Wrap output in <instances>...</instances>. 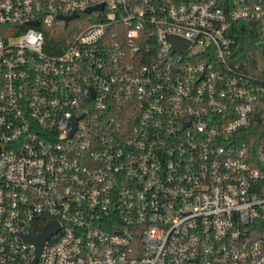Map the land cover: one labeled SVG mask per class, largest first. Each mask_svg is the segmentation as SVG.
Returning <instances> with one entry per match:
<instances>
[{"label":"built area","instance_id":"1","mask_svg":"<svg viewBox=\"0 0 264 264\" xmlns=\"http://www.w3.org/2000/svg\"><path fill=\"white\" fill-rule=\"evenodd\" d=\"M244 22L264 50V0H0V264H264Z\"/></svg>","mask_w":264,"mask_h":264},{"label":"trees","instance_id":"2","mask_svg":"<svg viewBox=\"0 0 264 264\" xmlns=\"http://www.w3.org/2000/svg\"><path fill=\"white\" fill-rule=\"evenodd\" d=\"M252 23H239L235 27L238 34V48L237 54L240 56L241 62L245 63L247 71L262 77L264 71V50L256 47V40L252 30L248 27H251ZM247 28V29H246ZM52 42H55V37L52 39ZM49 44V43H48ZM45 50L49 53H55L57 50L49 48L46 46Z\"/></svg>","mask_w":264,"mask_h":264},{"label":"water","instance_id":"3","mask_svg":"<svg viewBox=\"0 0 264 264\" xmlns=\"http://www.w3.org/2000/svg\"><path fill=\"white\" fill-rule=\"evenodd\" d=\"M70 21V18H67L65 20L66 23H68ZM37 23H34L33 25H36ZM175 45V48H177V46H182L183 44L178 41L177 43L175 42L174 43ZM57 230V227L54 225V224H49L44 232L40 235H33V234H30L29 236L25 237V240L27 242H30L32 244H34L35 248H36V256L39 254L41 248H42V245L43 243L51 236L53 235Z\"/></svg>","mask_w":264,"mask_h":264}]
</instances>
